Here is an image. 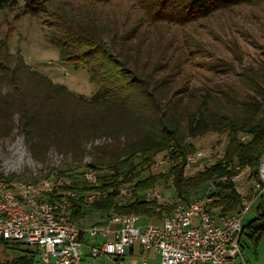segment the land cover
Listing matches in <instances>:
<instances>
[{"label": "trees", "instance_id": "16d2710c", "mask_svg": "<svg viewBox=\"0 0 264 264\" xmlns=\"http://www.w3.org/2000/svg\"><path fill=\"white\" fill-rule=\"evenodd\" d=\"M55 1L0 0V8L20 6L23 13L47 14ZM135 1L151 23L182 26L252 2ZM46 22L58 60L85 66L98 88L90 96L76 93L0 40V140L17 127L36 161L49 162L51 149L70 158L65 169L48 171L50 186L40 184L39 199L57 200L74 192L68 196V217L83 227L107 223L115 215L160 221L179 203L189 204L206 192L213 196L214 213L241 210L243 195L233 177L243 171L249 181L260 180L264 156V59L244 65L231 79L184 84L169 74L179 61L174 67L163 63L171 55L160 36L155 42L143 37L145 31H109L81 10L58 8ZM207 133L223 135L224 148L213 162L204 158L199 170L187 174L186 154L197 150L192 140ZM97 138L104 140L89 147ZM166 155L168 162L155 165ZM88 169L95 171V181L85 178ZM0 179L10 182L1 173ZM211 182L215 187L210 190ZM158 183L173 186L174 194L147 199ZM260 197L259 214L242 230L254 242L264 236V193ZM0 245L8 250L0 264H34L37 255L40 259L37 245L3 238Z\"/></svg>", "mask_w": 264, "mask_h": 264}, {"label": "rangeland", "instance_id": "374dc122", "mask_svg": "<svg viewBox=\"0 0 264 264\" xmlns=\"http://www.w3.org/2000/svg\"><path fill=\"white\" fill-rule=\"evenodd\" d=\"M58 8L67 12L81 10L98 21V24L106 26L109 31H145L147 33L143 37L148 35L155 42L160 36L164 47L169 48L167 56L171 55V59H166L163 63L169 62L170 67H174V62L179 61L177 67L169 70V74L184 84L231 79L235 77V71L244 65L257 64L264 59V0H252L250 4L219 10L208 18L184 26L169 22L151 23L135 0H109L103 3L90 0H56L47 14L39 15L23 13L20 6L0 8V40L7 41L11 51L20 50L32 65L48 72L54 81L64 83L74 92L86 96H90L98 88V84L90 80L85 66L60 62L58 49L51 44L47 35L46 19ZM192 141L197 149H202L212 157L210 162L206 159L211 163L222 152L225 137L207 133ZM48 158L49 162L36 161L17 127L9 137L0 140V173L4 175L6 167L10 183L15 180L41 182L43 179L50 182L45 177L48 171L51 168L65 169L66 161H70L69 157L65 158L54 149L50 150ZM86 158L90 159L89 156ZM206 160L187 167L186 173H195ZM258 181H249L243 173L238 180L237 189L248 190ZM151 191L159 193L160 200L174 194L173 186L167 187L163 183H158ZM246 197L253 203L243 217L244 223L259 214L257 206L261 199L259 195L255 196L253 190ZM142 222L143 220L139 221ZM155 223L159 224L161 221ZM87 237L92 238L89 235ZM88 243L90 241L86 239L84 249ZM134 243L136 252L131 259L135 262L133 264H142L139 240L136 239ZM7 253L8 250L0 245V260ZM241 253L242 255L235 258L237 264L243 258L251 264H264V236L254 242L248 235L243 234ZM144 255L152 256L147 253ZM34 264H40L39 255Z\"/></svg>", "mask_w": 264, "mask_h": 264}, {"label": "built area", "instance_id": "2783aa9c", "mask_svg": "<svg viewBox=\"0 0 264 264\" xmlns=\"http://www.w3.org/2000/svg\"><path fill=\"white\" fill-rule=\"evenodd\" d=\"M104 138L90 142L99 144ZM209 162L212 157L197 149L187 153L185 166L190 167L202 159ZM168 155L157 160L155 165L168 162ZM90 161V159H85ZM4 176H8L4 168ZM19 173V172H18ZM243 171L233 179L240 180ZM84 176L95 181L97 175L88 169ZM260 180L241 192L243 205L239 212L232 214L214 213L213 196L206 192L189 204L179 203L171 214L161 217V223H155L138 214L115 215L107 223L87 227L80 226L69 219L70 200L74 192L67 191L66 196L57 200H42L37 197L39 186L48 188L46 179L40 183L0 179V238L19 240L37 245L41 249L40 264H100L97 258L107 257L112 263L119 264L116 257L125 255L135 240L143 249H153L160 255L161 264H237L235 258L241 253V235L243 217L253 201L246 197L252 190L255 196L264 193V156L259 166ZM215 187L210 183V190ZM94 194L87 196L89 200ZM160 197L156 191L148 192L146 198ZM140 219H144L139 223ZM118 226L112 228V224ZM113 238H109L110 234ZM100 239L86 245L83 251V235ZM243 258V257H242ZM146 264V260H143ZM240 264H251L242 259Z\"/></svg>", "mask_w": 264, "mask_h": 264}, {"label": "crops", "instance_id": "0c3cea01", "mask_svg": "<svg viewBox=\"0 0 264 264\" xmlns=\"http://www.w3.org/2000/svg\"><path fill=\"white\" fill-rule=\"evenodd\" d=\"M141 220H143V221H145L144 219H140V221ZM161 221V220H160ZM118 225L117 224H112L111 225V227L112 228H115V227H117ZM87 235L88 234H85V235H83V241H86V239H89V241H90V243H88V244H91V243H94V242H99L100 241V239H98V238H88L87 237ZM113 234L111 233L110 235H109V238H113ZM88 244H86V245H88ZM134 244L135 243H133V245L131 246V248L129 249V251L125 254V255H123V256H121L117 261L119 262V264H133V263H135V262H133V260L131 259L132 257H133V255L135 254V252H136V247L134 246ZM139 249H140V253H142V256L141 257H143L142 258V264H143V260L145 259L146 260V264H161L160 263V255L155 251V250H153V249H143L142 247H141V245H140V243H139V247H138ZM83 251L85 252L86 251V249H84L83 248ZM144 253H147L148 255L150 254V255H152V256H149V257H147V255H144ZM157 254V255H156ZM97 261L100 263V264H114V263H112L107 257H105V256H100V257H98L97 258Z\"/></svg>", "mask_w": 264, "mask_h": 264}, {"label": "water", "instance_id": "95a60500", "mask_svg": "<svg viewBox=\"0 0 264 264\" xmlns=\"http://www.w3.org/2000/svg\"><path fill=\"white\" fill-rule=\"evenodd\" d=\"M261 207H262V211L264 212V198H263V200H262Z\"/></svg>", "mask_w": 264, "mask_h": 264}]
</instances>
